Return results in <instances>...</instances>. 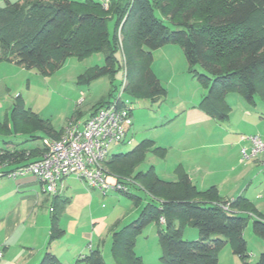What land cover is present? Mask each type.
<instances>
[{"label": "trees", "instance_id": "trees-1", "mask_svg": "<svg viewBox=\"0 0 264 264\" xmlns=\"http://www.w3.org/2000/svg\"><path fill=\"white\" fill-rule=\"evenodd\" d=\"M110 20H115L112 37ZM118 35L122 37L124 65ZM168 44L181 46L191 70L200 66L204 71L195 76L206 89L199 109L213 120L228 119L225 98L230 92L251 104L256 95L264 100V0H109L107 10L94 0H4L0 6V62L36 69L46 76L70 57L82 60L102 53L103 66H95L88 80L112 78L125 67L123 92L151 102L166 97V90L151 69L152 52ZM113 96L110 92L107 99L93 106V114L117 100ZM129 113L132 115L130 109ZM10 122L13 134L33 137L41 132L47 138L59 137L50 121L19 101L11 110ZM7 128L6 122L0 123V133ZM151 143L143 141L127 153L112 155L105 164L123 187L117 192L138 204L141 199L129 190L133 187L148 199L134 221L112 230L110 252L114 264H144L134 251L135 241L151 224L157 226L163 264H217L216 252L228 245L233 255L250 264L246 262L250 255L243 229L253 218V233L264 241V216L242 196L227 201L219 197L214 186L198 190L181 168L176 170L175 182L158 178L153 167L134 175ZM31 157V152L0 149L1 177L32 163L28 162ZM5 168L11 170L4 172ZM59 206L57 212L52 208L47 249L38 264H62L50 251L51 244L64 234L58 226ZM185 227L197 230L196 241L183 240ZM78 262L106 264L98 249L79 256ZM252 264H264V251Z\"/></svg>", "mask_w": 264, "mask_h": 264}, {"label": "rangeland", "instance_id": "rangeland-1", "mask_svg": "<svg viewBox=\"0 0 264 264\" xmlns=\"http://www.w3.org/2000/svg\"><path fill=\"white\" fill-rule=\"evenodd\" d=\"M70 1L82 3L85 0ZM3 2L0 0V6ZM114 21H108L111 37ZM117 42L124 65L121 35H118ZM103 64L102 53L82 60L70 57L57 71L44 76L36 69L25 70L10 62H0V122H10L11 109L19 101L60 129L69 120H75L76 113H81L80 119H86L93 106L107 99L112 92L113 98L120 96L131 110L133 125L124 143L111 146L108 157L127 153L143 141L152 142L134 175L153 166L158 178L175 182L178 179L176 170L180 166L191 171L199 170L209 183L228 193L230 201L243 194L264 215V171L251 161H242L239 154L242 147H249V143H240L241 136H259L264 142V100L261 97L256 95L254 104H251L240 94L230 92L225 98L228 119L223 122L213 120L199 109L206 89L195 76L204 71L200 66L193 70L188 67L179 44H168L152 52L151 69L166 90V97L161 101L151 102L123 92L125 67L112 78L88 80L90 71ZM106 172L112 176L109 181L113 183L115 176L108 170ZM129 190L141 199L138 204L120 192L109 190L104 206L100 207L102 214L111 216L110 228L120 229L134 221L148 202L143 191L133 187ZM252 224L253 220L249 218L243 229L250 255L247 263L256 262L264 251V241L253 233ZM182 237L193 242L198 238V232L185 227ZM106 242L107 250H104ZM110 244V237L106 239L104 236L100 251L106 264H114ZM134 251L144 264H163L156 225L151 224L141 232L136 238ZM216 256L217 264H244L233 255L229 245L218 250Z\"/></svg>", "mask_w": 264, "mask_h": 264}, {"label": "crops", "instance_id": "crops-1", "mask_svg": "<svg viewBox=\"0 0 264 264\" xmlns=\"http://www.w3.org/2000/svg\"><path fill=\"white\" fill-rule=\"evenodd\" d=\"M92 114L93 111H90L86 119H80V112L77 116H79L78 119L80 121H84L90 118ZM66 124L60 129L51 126L60 136ZM11 126V122H8V131L0 133V149L10 152H31L32 157L28 162L40 159L43 153L42 140L47 138V136L41 132H36L33 137L13 134L10 132ZM34 138L41 139L34 140ZM247 161L262 167L264 171L263 158L259 157L258 159ZM181 169L188 175L190 182L198 190L205 191L212 186L217 188L216 185L209 183L204 176H201V171H191L186 167ZM10 170L5 168L3 171L9 172ZM106 174L111 179L112 176L107 172ZM217 190L221 199L230 201L228 193ZM108 192L103 195L98 190L88 189L75 177L68 176L58 185L56 194L51 196L44 191L43 184L33 176L15 179L5 176L0 177V249L3 252L0 264H38L47 249L53 213L51 209L54 208V212H57L60 204L62 205V210L59 214L58 226L64 234L51 244L50 251L58 257L61 263L67 262L66 264H80L78 262L79 256L87 255L96 249L100 251L103 237L106 236V239L107 237L111 239L112 230L115 227H109L108 221L111 216L102 214L100 210V207L104 206L103 202ZM240 196L252 204L248 197L243 194ZM256 207V211L264 216ZM106 248L107 242L104 245V250H107ZM248 263L252 264L254 261H249Z\"/></svg>", "mask_w": 264, "mask_h": 264}, {"label": "built area", "instance_id": "built-area-1", "mask_svg": "<svg viewBox=\"0 0 264 264\" xmlns=\"http://www.w3.org/2000/svg\"><path fill=\"white\" fill-rule=\"evenodd\" d=\"M94 1L103 10L109 7V0ZM132 125L129 109L119 96L85 121L70 120L57 139H43L41 158L14 169L7 177L33 176L51 196L56 194L58 185L68 176L75 177L88 189L98 190L103 195L109 190H121L123 187L116 180L110 183L104 164L109 158L111 146L124 143ZM240 142L249 143L248 148L240 149L242 161L264 159V142L259 136H241ZM223 208L227 210L229 204ZM160 223H164L163 218H160ZM2 258L0 249V263Z\"/></svg>", "mask_w": 264, "mask_h": 264}]
</instances>
